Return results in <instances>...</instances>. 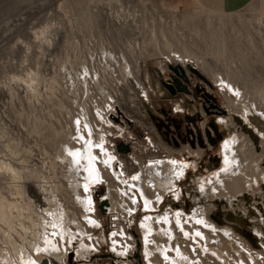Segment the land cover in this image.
<instances>
[{"label":"rangeland","instance_id":"rangeland-1","mask_svg":"<svg viewBox=\"0 0 264 264\" xmlns=\"http://www.w3.org/2000/svg\"><path fill=\"white\" fill-rule=\"evenodd\" d=\"M174 51L187 59L184 64ZM194 58L235 81L264 109V0H251L230 15L205 11L192 0H0V197L15 200L17 185L23 187L34 205L32 220L39 221L36 230L48 234L47 200L55 199L63 210L72 201L60 171V158L68 157L61 132H75L72 124L79 122L91 126L118 159L114 175L98 159L109 174L90 190L96 223L88 226L87 238L73 241L56 258L44 256L47 264H147L141 223L165 213L172 235H155L167 246L153 253L158 263L174 264L177 245L193 264H264V120L251 106L244 116L243 103L230 93L227 99ZM170 66L182 71L176 75ZM233 136L251 148L246 161L257 164V183L243 186L239 180L242 193L222 190L215 199L194 202L200 199L198 186L207 187L222 173L220 146ZM167 159L187 164L175 191L149 212L142 203L135 213L125 211L130 206L127 196L118 199L122 184L115 174L133 180L149 163ZM110 197L118 209L104 205L100 211V202ZM205 204L206 214L197 209ZM194 215H204L203 223L195 224ZM15 220L11 237L28 251L33 228L26 219ZM5 228L0 222L3 250ZM112 238L127 240L124 259L114 254ZM83 240L90 252L80 254Z\"/></svg>","mask_w":264,"mask_h":264},{"label":"bare ground","instance_id":"bare-ground-1","mask_svg":"<svg viewBox=\"0 0 264 264\" xmlns=\"http://www.w3.org/2000/svg\"><path fill=\"white\" fill-rule=\"evenodd\" d=\"M174 53L176 52L174 51ZM174 53L172 55L176 59L177 63L180 65L184 64L187 59L178 53ZM194 59L197 66L201 67L205 73L214 75L212 76L213 80L217 84H220L221 89H223L227 99V93H230L234 96V98H238L241 104L243 103L240 112H243L242 114L244 116L247 115L246 113L250 112L249 108L251 106L253 111L257 112L256 114H259L264 120V109L260 107V103L252 100L253 98L249 99L247 94L241 90L242 87L236 85V83H234L235 81L230 80L229 77H222L219 74H214V71H212L209 65L204 62V60L202 61L198 58ZM229 103L232 105L231 101H229ZM73 129L75 132L69 133L67 135L64 132L65 129L61 132V135H63L65 138H63L62 144L60 146L67 152L68 155V157L62 156L60 158L65 164V166L60 168V171L62 176L69 182L68 189L72 200L70 201L71 206H69L67 210H63L60 209V203L58 205V202L55 199L52 198L49 201L47 200V207L43 210V213H45L46 216H49V218L45 219L47 221L44 222L45 225H47V228L51 231L47 234L44 233L43 230H36V228L39 226V221L37 222L38 224H36L32 220V214L34 215V205L25 196L23 187L17 185V197L15 200L9 201L6 199L7 196L6 198L0 197V222L6 226V231L3 229V236L6 240V247L8 246L6 250L0 248V260L3 262V264H39L44 256L48 257L49 259H52V257L56 258L61 249L66 253L67 246H70L73 241H78L79 238L81 240L82 238H87L90 231L88 226L93 227V225L96 223V219L94 218L93 214H91L92 210H94V207L92 203V197L90 196V190L95 184H97L109 174H105L104 170L100 166H97L100 165L97 163L98 159L103 161V163L101 162V165H111L110 172L113 175L114 171L112 169V165H114L118 159L115 158L113 154H110L108 148L104 146L105 140L100 137L101 133H95L93 127L90 126L85 129L79 122L77 125L72 124V131ZM66 136H69L71 139L67 140L68 138L66 139ZM93 147H98V151H96ZM220 148L221 165H223L222 173L218 174L214 181L209 182L207 187L203 186V184L198 186L197 190L200 194V199H195L194 202L200 201L202 199H215L217 196L222 195V190H224V193L230 194L231 196H234L236 193H242L244 188L241 187V183L238 185L239 180H242V185L243 183L244 185L250 184L251 182H253V184L257 183V177L260 174V172L258 173V166L257 164L254 166L252 165L254 160L253 162L246 161V158L249 157L246 155V153L248 150H251L250 147L245 150L243 146L241 147L239 145L238 138L233 136L232 138L225 140L221 144ZM98 154H101V157ZM254 158L255 156L252 157V159ZM119 165H122V163ZM186 165L187 164L182 163L178 164L171 159L157 160L149 163L148 166L141 168V175L135 177L136 179H125L123 178L124 175L122 172L120 173V176L115 174V177L118 178V180H121L122 184V188L120 187V189L117 191L120 193L118 195V199L122 196H127L128 200L126 205L128 203L130 206L128 208L124 205L125 211L133 210L135 213L139 203L143 204L144 210L147 212L155 209L156 206H159L163 200V196L166 193L175 191L176 182H179L182 179L187 170ZM4 169L11 175L18 174V172L15 171L16 169L14 170L12 167L5 166ZM247 176H251L252 178L249 179ZM148 178H150V184H146L148 183ZM148 190L154 191L151 195H149ZM51 191L53 190L51 189ZM180 193V191H177L172 195L174 200H179ZM207 194L208 197L205 196ZM232 199V197H229L228 200L231 201ZM105 205L111 206L110 209L113 211H116L119 206L118 201L112 197L107 200ZM240 207L241 206L238 205L232 206V208L235 209H239ZM197 209L200 212H204L206 214V212L209 210V205L205 204V206H199ZM240 210L243 213V209ZM256 212L259 213V215H257L258 217L261 216L260 218H263L264 213L262 214L260 210H256ZM177 216L179 219V214H177ZM203 216H198L195 218L194 215L192 216L191 220L195 222V224L203 223ZM15 219H26L29 223L28 225H30L29 228H33L34 233H31L33 236V242L32 244L28 245V251H26L27 249L25 250L23 245H20L21 242L18 240L20 238H18V235L17 240L20 242L19 245L16 244V242L11 237L13 234L12 230H14V228L12 229V226ZM170 221V216H167V213H165L164 216L162 215L161 217L158 216L153 219L146 218L141 223L142 233L145 236V241L143 243V254L147 264H160L154 258L153 253L156 251L162 252V248L167 246L163 245L162 241L154 239V237L156 238L157 236L160 239L161 236L164 235L171 236L172 230L170 229ZM18 227L19 226H17V228ZM39 241H42L43 245H41V247L38 246ZM25 242L27 244L29 241ZM111 243L113 244V252L117 256V259H124L125 249L123 248V245H127V240L120 242L112 238ZM88 246L89 245L84 242V240L81 241L77 248V252L80 254L88 253L90 249ZM172 249L174 250L175 254L172 260L174 264L194 263H191L190 259L186 257L187 253L184 252V248H180L177 245H172ZM12 252H16L19 255L17 261L13 260L12 256L10 255ZM129 253H133L132 248ZM54 263L55 262L52 261V264ZM225 264L228 263L225 262Z\"/></svg>","mask_w":264,"mask_h":264},{"label":"crops","instance_id":"crops-1","mask_svg":"<svg viewBox=\"0 0 264 264\" xmlns=\"http://www.w3.org/2000/svg\"><path fill=\"white\" fill-rule=\"evenodd\" d=\"M199 8L212 13L230 15L243 10L251 0H192Z\"/></svg>","mask_w":264,"mask_h":264},{"label":"water","instance_id":"water-1","mask_svg":"<svg viewBox=\"0 0 264 264\" xmlns=\"http://www.w3.org/2000/svg\"><path fill=\"white\" fill-rule=\"evenodd\" d=\"M169 69L174 73V74H176L177 75V70H180L181 71V68L179 67V66H176V67H169ZM189 70L192 72V73H194L195 75H197L198 77H200V78H203L199 73H198V71L197 70H195L193 67H189ZM168 87V86H167ZM106 204V202L104 201V200H102L101 202H100V204H99V206H98V209L100 210V211H102V206H104ZM41 264H47L46 263V260L44 259V260H42L41 261ZM54 264H56V263H54Z\"/></svg>","mask_w":264,"mask_h":264},{"label":"built area","instance_id":"built-area-1","mask_svg":"<svg viewBox=\"0 0 264 264\" xmlns=\"http://www.w3.org/2000/svg\"><path fill=\"white\" fill-rule=\"evenodd\" d=\"M180 67V66H179ZM181 68V67H180ZM181 71H182V68H181Z\"/></svg>","mask_w":264,"mask_h":264}]
</instances>
